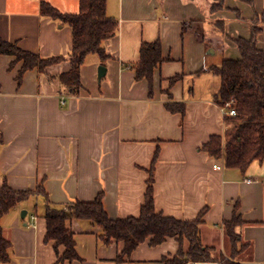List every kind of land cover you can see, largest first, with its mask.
I'll list each match as a JSON object with an SVG mask.
<instances>
[{
	"label": "crops",
	"instance_id": "obj_1",
	"mask_svg": "<svg viewBox=\"0 0 264 264\" xmlns=\"http://www.w3.org/2000/svg\"><path fill=\"white\" fill-rule=\"evenodd\" d=\"M76 13L79 0H0V38L41 57L67 56L71 28L42 15L41 2ZM106 0L115 34L103 42L109 58L88 54L80 66L81 89L65 95L58 75L67 59L43 70L34 67L17 79L22 61L0 54V186L15 190L43 186L52 203L93 201L102 193L111 218L137 217L144 201L153 157L155 209L165 216L194 220L202 215L201 241L228 256L224 224L234 216L235 231L248 247L240 264H264V166L254 160L245 171L224 166L201 150L211 135L228 128L214 99L220 78L210 71L223 59L238 58V37L264 51V0ZM255 19V20H254ZM159 41L162 61L149 82L135 79L132 66L143 42ZM105 73L98 77V67ZM179 76L172 84L169 79ZM182 103L183 113L165 103ZM45 199L18 202L0 220L11 248L0 264H160L178 250L175 238L150 245L149 238L129 255L123 242L104 243L99 229L71 219L78 259L58 261L54 242L45 240ZM25 211L24 217L21 212ZM36 219L32 221L30 216ZM64 247L58 246L61 255ZM194 264H216L196 262Z\"/></svg>",
	"mask_w": 264,
	"mask_h": 264
},
{
	"label": "trees",
	"instance_id": "obj_2",
	"mask_svg": "<svg viewBox=\"0 0 264 264\" xmlns=\"http://www.w3.org/2000/svg\"><path fill=\"white\" fill-rule=\"evenodd\" d=\"M225 0H213L212 11L223 8ZM42 15L49 16L67 24L71 28V49L67 56L56 55L41 57L37 53L20 48L16 42L0 38V54L13 55L15 61H22L17 79L21 74L34 67L43 70L46 66L67 59L70 68L58 75L60 86L65 95H77L81 89L79 78L80 66L88 54H96L100 60L109 58L103 42L112 37L117 29L115 18L106 13V0H79L76 13H62L49 3L40 4ZM255 19L264 22V13ZM254 19V20H255ZM252 29L249 38L238 37L235 44L239 51L238 58L223 59L221 64L213 66L210 71L220 78V87L214 99L221 107L229 103L235 110L234 116L225 115L224 122L228 128L221 135H211L202 144L201 150L209 156L221 159L224 166L245 171L254 160L262 161L264 157V51L256 46L255 33ZM139 60L132 66L135 79L149 82V94L152 92V74L162 61L159 41L143 42L139 48ZM179 76L169 79L172 84ZM170 112L183 113L182 103H165ZM1 141V136H0ZM156 154L148 170L144 201L137 217L111 218L104 210L102 193L93 201L74 200L70 203H52L43 186L34 190H15L6 181L0 186V220L18 202L32 196L42 195L45 199L43 217L46 222L45 240L54 242L58 261L78 259L74 248L73 233L68 222L75 218L86 220L99 229V238L104 243L111 240L122 241L123 249L116 258L129 255L141 242L149 238L150 245H157L166 238H175L178 250L171 258H162L160 264H194L196 262H215L216 264H240L236 256L248 247L241 241L235 229L243 221L234 216L225 222V233L230 243L231 252L225 255L216 252L214 247L204 245L200 233L202 226V209L194 220H181L165 216L155 209L152 194L153 165ZM64 247L61 255L58 246ZM11 248L0 226V262L9 258Z\"/></svg>",
	"mask_w": 264,
	"mask_h": 264
},
{
	"label": "built area",
	"instance_id": "obj_3",
	"mask_svg": "<svg viewBox=\"0 0 264 264\" xmlns=\"http://www.w3.org/2000/svg\"><path fill=\"white\" fill-rule=\"evenodd\" d=\"M221 112L224 114V115H229V116H234L235 115V110L231 107H229V103H226L224 106H221ZM30 219L32 221H34L36 219V216L34 214H32L30 216ZM188 264V263H186Z\"/></svg>",
	"mask_w": 264,
	"mask_h": 264
},
{
	"label": "water",
	"instance_id": "obj_4",
	"mask_svg": "<svg viewBox=\"0 0 264 264\" xmlns=\"http://www.w3.org/2000/svg\"><path fill=\"white\" fill-rule=\"evenodd\" d=\"M105 73V68L103 66L98 67V77L103 76ZM25 211L21 212V217H24Z\"/></svg>",
	"mask_w": 264,
	"mask_h": 264
},
{
	"label": "rangeland",
	"instance_id": "obj_5",
	"mask_svg": "<svg viewBox=\"0 0 264 264\" xmlns=\"http://www.w3.org/2000/svg\"><path fill=\"white\" fill-rule=\"evenodd\" d=\"M261 166H264V157L262 159Z\"/></svg>",
	"mask_w": 264,
	"mask_h": 264
}]
</instances>
